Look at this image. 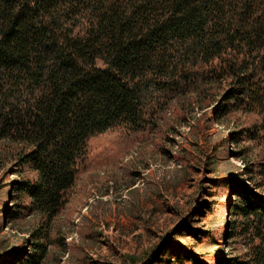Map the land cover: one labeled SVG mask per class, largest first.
Listing matches in <instances>:
<instances>
[{
    "label": "trees",
    "instance_id": "obj_1",
    "mask_svg": "<svg viewBox=\"0 0 264 264\" xmlns=\"http://www.w3.org/2000/svg\"><path fill=\"white\" fill-rule=\"evenodd\" d=\"M189 93L216 102V120H257L226 137L242 162L221 185L231 249L177 260L264 264V0H0V166L16 175L1 213L6 226L35 218L0 264H47L91 140L154 129Z\"/></svg>",
    "mask_w": 264,
    "mask_h": 264
},
{
    "label": "rangeland",
    "instance_id": "obj_2",
    "mask_svg": "<svg viewBox=\"0 0 264 264\" xmlns=\"http://www.w3.org/2000/svg\"><path fill=\"white\" fill-rule=\"evenodd\" d=\"M216 108L189 93L170 102L154 129L93 138L54 222L47 264H180L187 252L229 251L222 178L242 173V162L226 137L257 116L236 111L216 120ZM12 168L10 161L0 166V254L20 246L35 225L31 216L6 226L1 209L13 208L4 187L16 177Z\"/></svg>",
    "mask_w": 264,
    "mask_h": 264
}]
</instances>
